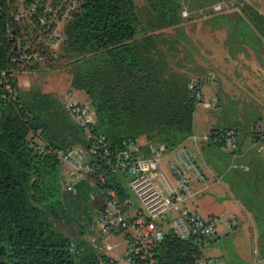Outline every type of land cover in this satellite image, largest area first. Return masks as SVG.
Masks as SVG:
<instances>
[{"label": "trees", "instance_id": "obj_1", "mask_svg": "<svg viewBox=\"0 0 264 264\" xmlns=\"http://www.w3.org/2000/svg\"><path fill=\"white\" fill-rule=\"evenodd\" d=\"M250 7L243 19L221 18L235 39L248 44L264 41V16ZM181 9L179 0H147L144 20L133 0H79L63 26L59 47L63 43L64 51L78 56L69 86L87 95L96 113L92 131L113 148L127 138L174 147L193 135L197 101L190 77L171 68L164 49L169 42L160 32L178 27L179 37L187 39ZM15 11L14 0H0V76L16 74L11 93L0 82V264H109L97 236L87 239L95 234L94 210L102 207L101 198L90 200L92 188L84 182L75 194L64 191L56 157L37 155L30 147L38 130L53 149L86 146V139L57 96L35 84L21 87L17 73L32 79L41 66L12 62L18 46L22 51L29 44L26 26L13 19ZM34 51L50 50L40 45ZM230 129L210 130L207 143L220 148L222 133ZM111 182L123 200H133L125 176L114 175ZM204 245L168 230L154 255L157 264H195Z\"/></svg>", "mask_w": 264, "mask_h": 264}, {"label": "built area", "instance_id": "obj_2", "mask_svg": "<svg viewBox=\"0 0 264 264\" xmlns=\"http://www.w3.org/2000/svg\"><path fill=\"white\" fill-rule=\"evenodd\" d=\"M68 0H14L15 22L26 26L31 42L24 45L12 59L13 63L27 66L44 59H54L51 51L59 47L62 39V20L66 19ZM69 12L79 7L75 0ZM219 11L221 4L211 6ZM182 17L189 15L187 8L181 10ZM32 27L29 28V27ZM29 28V29H28ZM43 45L50 51L40 53L35 48ZM32 49V52H27ZM15 71H2L0 82L5 90H13L12 79ZM189 89L200 100L202 95L195 78H190ZM62 102L71 118L84 133L86 146H72L66 149H53L38 130L29 144L37 155H54L60 164V185L64 191L75 194L81 183L92 188L90 200L99 196L102 207L94 212V232L97 237L109 240L121 236L124 243L122 260H112L109 264H157L154 247L171 230L179 239L193 238L201 247L213 244L219 239L217 226L213 220L201 217L189 208L188 202L196 192L194 183L203 185L205 175L189 145L169 147L164 143H155L142 138L124 139L119 147L113 148L106 138L92 131L96 123V113L90 102L76 101L72 94L65 93ZM207 107L217 108L218 97L212 95ZM254 143L258 153L264 152V129L254 124ZM222 147L230 153H236L239 147L236 131L230 129L222 133ZM192 144L207 141V136L191 135ZM123 175L129 183L134 200H123L112 184L111 177ZM219 181V180H217ZM98 211V214L96 212ZM237 219L230 216L224 226L233 231ZM118 243H115V247ZM214 260L201 255L195 264H210Z\"/></svg>", "mask_w": 264, "mask_h": 264}, {"label": "crops", "instance_id": "obj_3", "mask_svg": "<svg viewBox=\"0 0 264 264\" xmlns=\"http://www.w3.org/2000/svg\"><path fill=\"white\" fill-rule=\"evenodd\" d=\"M243 2L253 4L256 11L264 16V0H243ZM219 3L222 6L221 9H224L223 6L227 4L226 0H221ZM223 30L225 36L222 34L224 39L219 43L222 51L219 66L227 68V73L224 72L227 74L226 78L230 71L234 70L232 82L237 87L234 93L224 88V96L227 99L247 98L254 101L257 113L247 127L244 126V122H241V118H235L231 123L223 122L224 119L220 114L223 102L222 106L219 105V108L215 110L216 114L211 113L213 118L211 116L209 119L205 118L203 114L204 119L200 121L198 114L194 113V135L208 136L209 131L215 127L228 126L236 131L239 147L236 153H230L222 146L217 148L207 141H200L194 145L189 138L186 139L184 143L189 145L206 180L203 185L194 183L197 193L188 205L191 210L198 211L206 219L213 220L217 226L219 239L209 244L212 254L205 255L214 260L210 264H264V152L258 153L256 150L253 128L254 124H259L264 129V57L260 59L256 53L255 57L253 56L256 45L264 50V41L255 40L251 44L244 40L241 43L237 42L234 52L231 53L227 43L231 28L228 27L227 30L223 27ZM256 36L260 39L257 33ZM235 40L238 41V39ZM26 77L30 78L28 75ZM28 87H30L29 83ZM66 91L72 92L73 98L78 102H89L83 91L71 87ZM222 95L220 91V97H218L220 101ZM205 113H207L206 110ZM205 148L209 151L204 153ZM230 216H235L238 223L233 231H229L224 226L225 219ZM107 241L110 244L101 243L102 251L112 260H122L124 249L122 253L117 250L113 251L114 253H108L115 250L119 244L115 247V243L118 242L113 243L111 239ZM231 255L235 259H232ZM226 259L229 261L226 262Z\"/></svg>", "mask_w": 264, "mask_h": 264}, {"label": "rangeland", "instance_id": "obj_4", "mask_svg": "<svg viewBox=\"0 0 264 264\" xmlns=\"http://www.w3.org/2000/svg\"><path fill=\"white\" fill-rule=\"evenodd\" d=\"M79 1V0H78ZM137 7L140 8L139 16L144 20L147 17L146 13V5L147 0H133ZM180 4L183 8H187L189 11V15L183 17L186 19H181L180 27L184 29L185 36L187 39H181L179 37L176 28H165L160 30V32H164L166 34V39L169 42L164 49L166 50L167 56H169V65L176 71H185V74H188L190 78H195L198 81L199 90L201 92V99L196 102V110L195 113L198 114L199 120L202 121L203 114L205 118H210L211 113H217L215 110L219 108H214L212 106L207 107L205 103H208L210 97L215 95L219 96L221 91L222 98H218L220 107L223 102V107L221 109L220 114L224 119V123H231L234 119L241 118L244 122V126L247 127L250 121L255 119L257 109L254 106V101L245 99H234V98H225L224 96V88L227 89L230 93H234L235 83L232 82L234 79V70L230 71L228 78L227 76V68H223L219 66V63L222 58V51L220 50V40L224 39V29L227 28V24L224 20H222V16H227L230 20H236L238 18H243L242 13L244 11H249L248 6L256 10L249 3L243 2V0H226L227 4L224 5V9H220L219 11H213L211 6L213 4L219 3L221 0H215L213 4L210 3L209 0H179ZM75 0H68L66 3L67 16L74 10L68 11L70 7H73ZM249 2V1H247ZM251 2V1H250ZM252 3V2H251ZM222 8V6H221ZM181 9V10H182ZM250 13V12H249ZM182 16V15H181ZM70 16L66 17V19L62 20V25L64 26L69 20ZM189 18V19H187ZM150 25H148L149 28ZM33 27V26H32ZM30 26L29 28L32 29ZM28 28V29H29ZM25 31H27L25 29ZM29 30L27 31V33ZM222 34L224 36H222ZM230 38L228 36V45L231 49V53L234 52V48L236 47V43H241L243 40H235L233 30L229 32ZM33 37L32 35H30ZM24 40L26 42H31V38L29 34L24 36ZM251 42V41H250ZM255 40H252L254 43ZM263 42V41H262ZM63 44V43H62ZM56 48V50H52L51 53H55L56 57L54 59H44L41 61H37L36 65L41 66L37 71H32V79L27 78L24 73H18V80L21 87L27 89L28 83L35 84L39 86L43 91L51 92L55 96L59 98V101L63 104L62 99L65 93L72 94L69 90V82H70V67L72 63L77 59L76 53H71L69 51L63 50V45ZM255 51L253 50L254 57L255 53L258 58L262 59L264 57V50L261 46L256 45ZM171 48V51L168 48ZM176 49V50H175ZM48 53V52H45ZM233 69V68H231ZM226 71V73H224ZM221 75V76H220ZM38 77L37 79H35ZM232 77V78H230ZM230 79V80H229ZM227 86V87H224ZM64 105V104H63ZM205 110L207 113H205ZM209 112V113H208ZM212 117V116H211ZM213 118V117H212ZM240 123V121H239ZM197 135V134H196ZM198 140H200L201 136H198ZM200 143V141L198 142ZM197 143V144H198ZM194 144V145H197ZM81 145V144H76ZM85 146V145H84ZM209 149L205 148L204 153L208 152ZM213 152V150L210 149ZM227 157V156H226ZM127 187L129 188L128 181L126 182ZM133 200L134 196L131 193ZM200 196V195H199ZM191 202V200H190ZM197 211V210H196ZM197 213L205 218L198 211ZM206 219V218H205ZM96 235L94 233L87 234V239L92 241ZM97 240L101 243H109L106 239L97 237ZM110 240V239H109ZM113 243L118 242V247L115 250L109 251L108 253H114L113 251L122 253L124 249V243L121 236H115L112 238ZM203 255L212 254V249L209 244H205L202 250ZM232 259H235L233 255ZM229 261L226 259V262Z\"/></svg>", "mask_w": 264, "mask_h": 264}, {"label": "water", "instance_id": "obj_5", "mask_svg": "<svg viewBox=\"0 0 264 264\" xmlns=\"http://www.w3.org/2000/svg\"><path fill=\"white\" fill-rule=\"evenodd\" d=\"M96 214H98V211L96 212Z\"/></svg>", "mask_w": 264, "mask_h": 264}]
</instances>
